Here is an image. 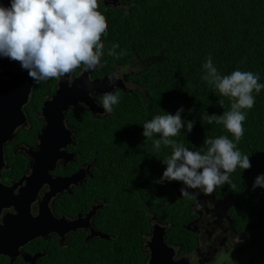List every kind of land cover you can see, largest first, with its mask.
I'll list each match as a JSON object with an SVG mask.
<instances>
[{
    "label": "trees",
    "instance_id": "trees-1",
    "mask_svg": "<svg viewBox=\"0 0 264 264\" xmlns=\"http://www.w3.org/2000/svg\"><path fill=\"white\" fill-rule=\"evenodd\" d=\"M124 1L132 3L127 13L99 8L108 26L100 42L105 51L113 43L120 45L118 57L108 55L112 62L147 59L136 76L143 88L117 91L120 102L103 118L93 117L82 107L69 112V120L78 128L81 151L98 157L99 170L90 189L98 199L111 201L112 211H103V219H109L106 215L113 219L109 220L119 251L107 256L110 264L140 262L138 229L142 225L148 229V210L172 221V240L195 246L187 225L197 213L189 193L182 196L186 185L175 180L157 182L166 168L162 160L172 149L162 146L154 151L153 140L142 134L143 122L164 112L175 114L183 107L182 119L194 121V127L172 139L190 148L202 147L206 137L231 139L223 125L201 121L204 111L220 115L231 105L228 97L202 79L203 64L211 57L222 75L236 69L252 71L264 83V0ZM246 111L238 148L249 155L251 167L237 168L230 173L229 184L215 188L219 197L226 195L224 202L239 230L252 221L258 227L264 225V188L253 189L255 178L264 174V91ZM258 237L264 239V226L258 229ZM88 255L92 257L91 252Z\"/></svg>",
    "mask_w": 264,
    "mask_h": 264
},
{
    "label": "flooded vegetation",
    "instance_id": "flooded-vegetation-1",
    "mask_svg": "<svg viewBox=\"0 0 264 264\" xmlns=\"http://www.w3.org/2000/svg\"><path fill=\"white\" fill-rule=\"evenodd\" d=\"M131 7L132 3L124 0H100L99 3V8L122 13L129 12ZM112 60L105 54L94 70L84 71L83 66L76 69L68 77L69 84L83 77L86 72L91 80L108 78L115 84L109 91H125L118 87L119 80L127 91L142 90L143 86L136 76L147 59L134 57L129 62ZM62 79L35 81L21 105L19 122L15 119L9 127L0 129V242L14 245L16 233L23 234L24 238L32 229L42 232L20 245L17 252L14 249L0 252V264H110L107 256H111L115 250L119 251L118 236L112 233L114 227L109 220L113 219L107 215L109 219H103V211L106 214L112 211L111 201L98 199L95 191L90 189L99 170L97 154L81 151L78 128L69 120L70 110L77 107H82L95 118L106 117L109 113L104 110L93 113L85 104L70 108L65 127L72 139L63 148L65 155L53 161L52 157L47 159L41 151L48 127L42 108L45 100L51 99L60 88ZM103 93L95 91L92 96L98 102ZM36 94H40V98H35ZM49 165L54 167L48 169ZM38 166L41 173L37 179L39 188L32 199L33 174ZM46 174L58 179L57 191L54 193L52 186L44 180ZM187 192L197 213L194 221L187 225L195 236V246L191 247L182 240H172V221L162 219L156 212L148 210V229L145 230L142 224L141 229H138V264L150 263V243L155 236L152 233L154 229L166 237V246L171 251L170 264H221V261L264 264V239L258 237V229L264 225L258 227L256 221H252L239 230L237 221L224 202L226 195L219 197L215 189L206 193L201 188H190ZM49 193H52L51 196ZM89 252L93 258H89ZM102 254H106L105 258L96 260L97 255Z\"/></svg>",
    "mask_w": 264,
    "mask_h": 264
},
{
    "label": "clouds",
    "instance_id": "clouds-1",
    "mask_svg": "<svg viewBox=\"0 0 264 264\" xmlns=\"http://www.w3.org/2000/svg\"><path fill=\"white\" fill-rule=\"evenodd\" d=\"M100 0H9L0 3V58L17 61L29 77L36 82L55 79L59 81L83 66L84 71L94 70L102 57L119 56L113 43L106 51L101 37L108 26L100 11ZM202 79L222 97L231 101L230 110L222 114L201 115V121L223 125L232 134L206 137L200 148L186 147L172 139L185 130L190 133L194 121L182 119L183 107L175 114L164 112L143 122V136L153 140L154 151L162 146L172 152L162 161L166 165L158 183L181 181L182 196L187 189L201 188L206 193L223 184L230 183V173L249 169V155L238 148L244 135L243 123L247 111L254 107L256 95L264 91L259 73L236 69L222 75L211 57L203 64ZM255 93V95H254ZM104 112L111 113L120 102L119 95L107 91L99 97ZM221 106L224 101L219 100ZM86 107V105H84ZM159 134V138H157ZM264 188V174L255 178L253 189ZM231 264V261H221Z\"/></svg>",
    "mask_w": 264,
    "mask_h": 264
},
{
    "label": "water",
    "instance_id": "water-1",
    "mask_svg": "<svg viewBox=\"0 0 264 264\" xmlns=\"http://www.w3.org/2000/svg\"><path fill=\"white\" fill-rule=\"evenodd\" d=\"M0 3L7 5L9 0H0ZM68 77H63L60 88L57 90L55 95L51 99H47L44 102L42 108V114L48 121V127L45 129V135L43 143L41 144V151H43L47 159L52 157L55 161L57 157L65 155L66 151L63 150L71 143L70 131L65 127V121L67 120V112L72 107H77L78 104H85L88 108L96 113L97 111H103V108L92 96L95 91L107 92L114 88L115 84H112L108 78L91 80L88 75L76 79L73 84H69ZM83 80V83H81ZM35 81L31 79L26 70L20 67L19 62L10 60L8 58H0V129L9 127L11 122L17 119V123L21 117V105L25 102V99L30 94ZM118 87L123 88L125 91L124 84L119 80L117 83ZM133 92V90H128ZM50 129L52 131L50 132ZM60 130L62 131L60 133ZM2 133L0 132V138ZM1 151V145H0ZM53 168V165L48 166ZM39 166L35 169L33 174L32 199L36 197L38 191L37 179L41 175L38 170ZM45 182H48L53 192L57 191L58 179H52L45 175ZM43 180V181H44ZM30 193V190L28 194ZM52 193H49L51 196ZM37 222V220H36ZM27 234V237L23 238V234L16 233V243L14 245L4 244L0 242V252L8 250H16L20 245L24 244L30 239H33L40 235L42 232L32 229ZM155 233L150 245L152 248V258L149 264H170V250L166 246L165 235H159L155 229L152 231ZM3 239V238H1ZM10 240V238H5ZM160 241V243H158ZM172 248V256L173 251ZM172 264H177L173 263Z\"/></svg>",
    "mask_w": 264,
    "mask_h": 264
}]
</instances>
